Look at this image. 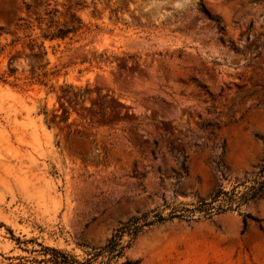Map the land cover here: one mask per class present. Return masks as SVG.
Listing matches in <instances>:
<instances>
[{
	"label": "rangeland",
	"instance_id": "rangeland-1",
	"mask_svg": "<svg viewBox=\"0 0 264 264\" xmlns=\"http://www.w3.org/2000/svg\"><path fill=\"white\" fill-rule=\"evenodd\" d=\"M263 158L264 0H0V264L86 260L137 215L244 191ZM126 260L264 264V190L144 227Z\"/></svg>",
	"mask_w": 264,
	"mask_h": 264
},
{
	"label": "trees",
	"instance_id": "trees-1",
	"mask_svg": "<svg viewBox=\"0 0 264 264\" xmlns=\"http://www.w3.org/2000/svg\"><path fill=\"white\" fill-rule=\"evenodd\" d=\"M64 34L65 31L59 29L55 36H64ZM51 38H53V35ZM64 92L66 95L68 90H64ZM247 182H250L249 185H246ZM241 185H244V191H237L236 187L231 191H224L219 188L211 200L200 202L195 210L184 209L182 212L172 211L166 216L158 211H150L137 215L124 224L119 225L107 243L83 261L76 259V257L61 249L41 245L42 248L40 251L44 255L41 262H45L46 264H110L123 256L130 240L146 226L174 218L191 219L195 211L203 212L207 217L226 211H238L240 207L260 196L264 190V158L255 178L243 182ZM240 214L244 222H246L247 218H254L249 213ZM125 236L129 238L125 240ZM125 264L136 263L126 260Z\"/></svg>",
	"mask_w": 264,
	"mask_h": 264
}]
</instances>
